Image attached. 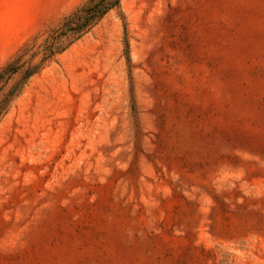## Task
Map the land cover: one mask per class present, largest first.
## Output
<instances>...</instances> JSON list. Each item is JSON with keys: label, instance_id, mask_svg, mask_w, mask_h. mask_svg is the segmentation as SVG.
I'll use <instances>...</instances> for the list:
<instances>
[{"label": "rangeland", "instance_id": "obj_1", "mask_svg": "<svg viewBox=\"0 0 264 264\" xmlns=\"http://www.w3.org/2000/svg\"><path fill=\"white\" fill-rule=\"evenodd\" d=\"M86 1L0 0V69ZM0 264H264V0H121L24 82Z\"/></svg>", "mask_w": 264, "mask_h": 264}, {"label": "trees", "instance_id": "obj_2", "mask_svg": "<svg viewBox=\"0 0 264 264\" xmlns=\"http://www.w3.org/2000/svg\"><path fill=\"white\" fill-rule=\"evenodd\" d=\"M121 0H87L64 17L38 47L26 44L18 54L0 69V116L5 105L18 95L24 82L38 74L56 55L68 49L88 33L110 11L120 6ZM37 39L33 41L36 43ZM19 78V81H15Z\"/></svg>", "mask_w": 264, "mask_h": 264}]
</instances>
